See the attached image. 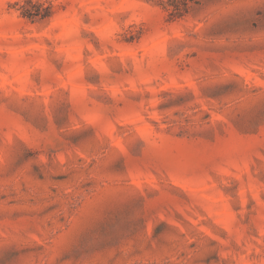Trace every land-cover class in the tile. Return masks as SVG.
Segmentation results:
<instances>
[{"label":"rangeland","instance_id":"1","mask_svg":"<svg viewBox=\"0 0 264 264\" xmlns=\"http://www.w3.org/2000/svg\"><path fill=\"white\" fill-rule=\"evenodd\" d=\"M0 0V264H264V0Z\"/></svg>","mask_w":264,"mask_h":264},{"label":"trees","instance_id":"2","mask_svg":"<svg viewBox=\"0 0 264 264\" xmlns=\"http://www.w3.org/2000/svg\"><path fill=\"white\" fill-rule=\"evenodd\" d=\"M163 7H171V19H177L187 15L193 5L198 4L197 0H158ZM21 15L24 18L44 20L52 16V7H45L40 1L25 0L20 6Z\"/></svg>","mask_w":264,"mask_h":264}]
</instances>
